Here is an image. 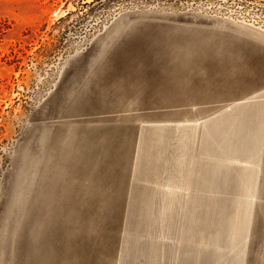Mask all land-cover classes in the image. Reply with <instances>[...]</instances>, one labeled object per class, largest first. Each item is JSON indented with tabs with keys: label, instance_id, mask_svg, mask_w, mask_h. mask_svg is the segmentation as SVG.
<instances>
[{
	"label": "rangeland",
	"instance_id": "374dc122",
	"mask_svg": "<svg viewBox=\"0 0 264 264\" xmlns=\"http://www.w3.org/2000/svg\"><path fill=\"white\" fill-rule=\"evenodd\" d=\"M216 30L232 34L229 47L247 62L232 82L257 77L263 90L246 91L247 100L264 104V50L255 52L254 38L264 42V0H0V264H264V140L257 166L246 167H257L255 178L216 180L213 210L162 212V227L144 215L129 221L124 197L118 210H93L108 196L78 179L64 186V149L80 130L126 121L139 103L117 95L118 68L105 65L120 56L110 45ZM144 235L150 242H138Z\"/></svg>",
	"mask_w": 264,
	"mask_h": 264
},
{
	"label": "crops",
	"instance_id": "0c3cea01",
	"mask_svg": "<svg viewBox=\"0 0 264 264\" xmlns=\"http://www.w3.org/2000/svg\"><path fill=\"white\" fill-rule=\"evenodd\" d=\"M223 31L180 41L169 33H151L117 48L110 45L120 56L105 65L118 68L116 93L139 103L126 121L94 123L80 130L69 153L64 149V186L69 178L74 188L78 179L90 194L108 196L104 207L88 209L118 210L124 197L121 209L129 221L131 214L144 215L148 226L162 227V212L213 210L216 180L257 176V167L254 175H247L246 167L257 166L252 156L262 153L264 104L261 97L247 99L263 90L254 76L259 63L250 84L232 82V73H246L247 62L242 51L229 47L232 34ZM254 38L260 54L264 42ZM155 46L159 53L147 59L143 51ZM232 164L239 166L237 175H231ZM148 235L138 242H150ZM152 256L155 261V252Z\"/></svg>",
	"mask_w": 264,
	"mask_h": 264
},
{
	"label": "trees",
	"instance_id": "16d2710c",
	"mask_svg": "<svg viewBox=\"0 0 264 264\" xmlns=\"http://www.w3.org/2000/svg\"><path fill=\"white\" fill-rule=\"evenodd\" d=\"M106 1H108V0H96V2H98V3H104V2H106ZM123 1V0H122Z\"/></svg>",
	"mask_w": 264,
	"mask_h": 264
},
{
	"label": "bare ground",
	"instance_id": "6f19581e",
	"mask_svg": "<svg viewBox=\"0 0 264 264\" xmlns=\"http://www.w3.org/2000/svg\"><path fill=\"white\" fill-rule=\"evenodd\" d=\"M63 155H64V153H63Z\"/></svg>",
	"mask_w": 264,
	"mask_h": 264
}]
</instances>
